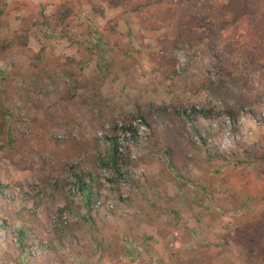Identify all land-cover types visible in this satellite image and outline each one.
Returning <instances> with one entry per match:
<instances>
[{"label":"rangeland","instance_id":"rangeland-1","mask_svg":"<svg viewBox=\"0 0 264 264\" xmlns=\"http://www.w3.org/2000/svg\"><path fill=\"white\" fill-rule=\"evenodd\" d=\"M228 1L0 0V264H264V61Z\"/></svg>","mask_w":264,"mask_h":264},{"label":"trees","instance_id":"trees-1","mask_svg":"<svg viewBox=\"0 0 264 264\" xmlns=\"http://www.w3.org/2000/svg\"><path fill=\"white\" fill-rule=\"evenodd\" d=\"M224 11L218 18L219 21H226V23L235 22L246 28L242 31L241 38L246 39L244 45L247 48L256 50L260 57L257 59L261 63L264 61V0H229L223 7ZM231 16V20L226 17ZM226 19V20H225ZM228 21V22H227ZM241 27V26H240ZM241 27V28H242ZM257 41V42H256ZM183 108V107H182ZM182 113V112H181ZM202 114L207 115L206 111ZM210 115V114H208ZM118 144L113 141L109 144V149L106 153L105 160L102 162V166L110 171L116 178V181L123 177L122 169L129 164L125 160L121 159L118 155ZM77 183H82L78 186V191L83 195V201L89 207L96 199V192L86 183L83 182V178L79 177ZM91 209V208H90ZM61 212L65 211V208L60 209ZM90 212V211H89ZM4 224H1L0 228H3ZM34 235L29 229L20 227L16 230V240L21 249L30 247V237Z\"/></svg>","mask_w":264,"mask_h":264}]
</instances>
